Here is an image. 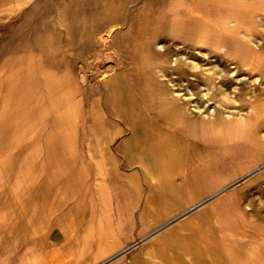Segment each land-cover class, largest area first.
<instances>
[{
	"label": "bare ground",
	"instance_id": "6f19581e",
	"mask_svg": "<svg viewBox=\"0 0 264 264\" xmlns=\"http://www.w3.org/2000/svg\"><path fill=\"white\" fill-rule=\"evenodd\" d=\"M209 1L162 0L159 11L149 19L155 23L156 32L162 27L173 44L169 47L158 40L173 57L166 70L173 87L156 82L154 64H144L142 80L138 73L129 78L120 68L119 52L118 56L114 51L107 52L104 59L113 57L115 63L99 71V92L104 93L93 97L86 107L84 93L80 96L75 92L76 75L84 72L79 56L90 49V44L106 46L111 40L127 39L125 27L113 23L96 35L94 0H0V264L136 263L139 254L128 260L126 251L148 239L152 232L144 231L140 238L132 236L126 242L125 235L130 234L123 231L125 222L121 216L110 215L115 210L119 215L123 209L121 196L127 179L118 175L117 157H113L112 171L107 167L102 158L107 142L102 138L113 139L127 132L119 146L124 145L130 165L138 163L148 178L149 167L159 164L162 171L157 175L162 182L171 176L176 164L185 188L191 178L183 170L189 158L187 144L174 149L175 129H193L191 135L194 130L206 133L208 148L225 145L224 151L214 156L207 152L205 166L209 189L215 187L214 193L224 184L246 181L205 207L201 217L195 214L166 231L176 218L191 211V206L160 223L155 231L165 232L141 246L147 258L144 264H264V167L258 165L264 162V128L259 120L263 101L255 96L251 100L250 84H229L232 79L228 68L224 73L216 67L207 68L209 62H216L210 51L219 50L224 37L235 35L237 23L232 16L226 27L203 23L205 17L215 16L218 22L222 15L199 9L207 3L212 5ZM145 38L155 40L153 35ZM230 51L232 56L240 54L234 45ZM249 69L264 81L260 62ZM218 76L222 79L217 80ZM222 87L231 91L225 94V109H221L222 99L216 96ZM257 87L261 89L262 85L257 82L253 88ZM204 99L209 105L199 119L206 124L198 125L189 108ZM159 120L164 121L160 126ZM96 152L101 156L94 159ZM144 155L149 163H143ZM250 189L253 196L248 198ZM204 222L209 228L198 227ZM55 230L64 237L60 245L52 240ZM162 241L172 249L178 248L179 255L165 261L163 250H156Z\"/></svg>",
	"mask_w": 264,
	"mask_h": 264
},
{
	"label": "rangeland",
	"instance_id": "374dc122",
	"mask_svg": "<svg viewBox=\"0 0 264 264\" xmlns=\"http://www.w3.org/2000/svg\"><path fill=\"white\" fill-rule=\"evenodd\" d=\"M103 1L104 0H94L93 9L96 6L95 11H94V16L96 18L94 29H95L96 35H99L103 30L105 31L107 29L106 27H108L109 25L114 23L113 25H115V24L121 25L122 29L125 27V31L128 32L126 34L127 39L124 38L122 40H118L117 42L111 40V42L106 46L105 45L99 46V44H90V46H91L90 49L88 47V49H86L87 51L84 52L85 54L84 55L82 54L79 56L80 62H81L79 64V67H83L82 69H84L85 73L84 72L78 73L76 75L77 89L75 92L77 93L76 95H80V96H81V94H79V93H82V92L84 93L86 104L83 103V105L88 107L90 105V102L94 98H97V96H100L101 94L104 93V91H102V90L99 92V88H100L99 84L101 82L100 78L98 77L99 71L102 69H105V68H111L113 66V63H115L113 61L114 60L113 57H111L110 59H107V60L104 59L103 55L107 52H113L114 51L115 55H117V56H118V52H119V57H120L119 62L121 65L120 68L122 67L121 69L125 70V73L127 74V76L129 78H131L134 74L138 73L139 74V80H142V78L145 77L144 64L145 63L146 64H154V68H155L154 74L156 75V78H157L156 82L162 86L171 85L173 87V85L170 84V82H169L170 77L166 74L167 73L166 70H168L169 67H171L170 65L173 61V57L171 54L167 55V51H166L167 49L163 46H160L158 43V40L163 44H168L166 46H169V47H173V44H172V42L168 41L169 40L168 37L166 35H164L162 27L158 28L159 31L157 33L156 32L157 27L155 26V23L152 20H149L154 16V14H156L159 11L158 9L160 7V3H162V0H122V1L121 0H113V2H112V0L111 1L105 0L106 2L105 1L104 2L106 5H104ZM114 3H115V5H114ZM121 4H123L124 6L122 7ZM141 4H142V6H141ZM209 4H212V5H208V3H207L208 7L205 4V5H202L201 8H199V9H201L202 12L212 13V14H214V16H215V14L219 15V16H220V14H222V15H221V18L218 19V22L216 21V16H215V18L205 17L206 20H201V21H204L203 23H206L207 25L211 24L212 26H214L213 23H217L218 25H221V27H222V25L224 27H226V26H228L227 23H230V19L228 18L229 16H232L231 19H236L237 23H235V27H236L235 35L233 37H229V36L224 37L222 45H220L221 48H219V50L215 51L216 54H218L216 56L217 57L216 62L215 61L209 62V65H207V68L216 67L217 69L222 70L221 72H223V73L225 72L226 68L231 69V71L228 72L231 74L229 79H232V81L230 80V82H228L229 84H231V82H234L236 84L239 83L237 85L238 87L250 84L249 87H251V90L253 92L249 91L248 96L250 98L253 96L251 98V100L253 101L254 96H255V97H259V98L261 97L260 99L264 101V91L262 90V88L264 86V81L260 80V78H258V76H257L258 74L253 75V74H251L252 72H249V70H250L249 68L250 67L255 68V66H257L258 62L261 63L262 68H263V64H264V33H263L264 32V1H262V0H240V1L239 0H231V1H229V0H226V1L215 0V1H211L210 0ZM99 6H101V7L99 8ZM96 10H97V13H96ZM101 11H104V12L101 13ZM139 12H141V13L139 14ZM257 12H259V13H257ZM261 12H263V13H261ZM51 13L52 12H49L46 16L49 17L51 15ZM257 15H259L260 18ZM143 24H147V26L143 25ZM256 25L258 27L257 29H256ZM142 26H144V27H142ZM233 27H234V25H233ZM152 28H155L154 29L155 31ZM253 28H255V29H253ZM240 30H242L243 32ZM149 31H151V32L148 33ZM152 31H154V33H156V34L152 33ZM146 35H153L154 38L156 36L157 37L155 38L154 41L153 40L149 41L145 38ZM261 38H263V40H261ZM140 41L143 43H141ZM176 41H178V40H176ZM231 45H232V47L234 45V48H236L237 51L240 52V54L237 52L238 54L236 53V54H233V56H232L231 55L232 51H230ZM125 48L128 50H126ZM105 49H107V51ZM113 49H115V50H113ZM146 49H152V50H146ZM104 50H105V52H104ZM212 51H210V53H212ZM122 53H125L127 55L124 56V54H122ZM129 55H131L130 57L132 59L129 57ZM145 55H147V56H145ZM211 55H214V54L212 53ZM229 56H231V57H229ZM153 57H155V58H153ZM128 59H130V60H128ZM242 60H244V62L247 61L246 63H248V65H245ZM137 62H139V64ZM141 63H142V65H141ZM134 65H136V66L134 67ZM137 65H139L141 67H137ZM212 65H214V66H212ZM162 70H163V72H162ZM233 71H235V75H232L231 72H233ZM255 72L257 73L258 70L256 69ZM83 74H84V76H83ZM160 74H161V76H160ZM249 74H250V76H249ZM95 75H97L96 78H95ZM164 75H166V76H164ZM85 76H86V78H85ZM80 77H83V78H80ZM219 77L220 76L217 77V80L222 79V77L221 78H219ZM256 77H257V79H256ZM86 79H88V80H86ZM225 81H227V79ZM246 81H249V83ZM255 81H256V83H255ZM202 82L204 83L205 81L203 80ZM257 82H258V84L260 83V86L262 85V88L255 90L253 87H255V84H257ZM206 87H207V85H205V91H207ZM224 88H226V87L221 88L222 93L220 92V93H217V95H216L222 99V100H220L221 103L223 102V104H220V105H222L221 109H225V103H227L226 99H228V97L225 94L231 93L230 89L226 90ZM228 90L230 92H227ZM210 91L211 90H209L208 93L210 94V96L211 95L213 96V93L211 94ZM254 91L256 92L257 95L254 94L255 93ZM237 93H239V92L237 91ZM222 95L224 96V98H222ZM214 99H215V96H214ZM190 100L196 101L197 99L191 98ZM206 100L207 99H204L201 102H196L197 103L196 106H195L194 102L191 104L190 109L192 110L191 112H192L193 118L201 116L206 111V108L209 105V103H208V105L205 104ZM216 100H218V98ZM229 100H231V99L229 98ZM109 107L111 108V105H109ZM199 111H200V113H199ZM263 112L264 111H261V115L263 114ZM261 119H262V117H261ZM262 135H263V133H262ZM263 137H264V135H263ZM257 142H259V141H257ZM224 146H222V147L215 146V145L211 146L208 148L207 152L209 151V153L212 156H214L217 153V151L223 150ZM198 154L199 153H197L196 155H198ZM196 155H194V156H196ZM194 156H192V157H194ZM191 161H193V160L191 159ZM261 163L263 164L264 162H261ZM261 163L258 165H261ZM245 179L239 180V182H237L236 185H240V184L244 183L246 181ZM256 186H257V184L254 187H256ZM226 188H225V192L227 193L228 192L227 190L230 189V187L227 190H226ZM252 190L253 189H250V191L247 192L248 198H250V196L251 197L253 196ZM226 202H230V200H227ZM133 209H134V206H133V208H131V213H133V211H134ZM122 213L124 214V215H122V218H125V217L129 218L127 213H126V206H123V212ZM110 215H113L115 218L121 216L120 211H119V215H118V212L116 210L113 212V214H110ZM113 221H115V220H113ZM121 221L125 222V226L123 228V231H125L127 233L130 232V230H131V224L132 223L136 224L135 221H133V222L131 221V223L129 225H128V223L130 222L129 220H121ZM51 236H52V240L54 242H56L57 245H60V243H62L63 238H64L59 230H55ZM125 236H126L125 237L126 242L129 241L130 238L132 239L131 236H127V235H125ZM135 251H136V248L132 247V249L128 252L129 255L128 256L124 255V256H126L127 259L130 260L131 255H133L135 253ZM112 261L113 260H111L110 262H112ZM130 264H133V263H130Z\"/></svg>",
	"mask_w": 264,
	"mask_h": 264
},
{
	"label": "crops",
	"instance_id": "0c3cea01",
	"mask_svg": "<svg viewBox=\"0 0 264 264\" xmlns=\"http://www.w3.org/2000/svg\"><path fill=\"white\" fill-rule=\"evenodd\" d=\"M215 51H217V50H215ZM215 51H212V53L214 54V57L216 59L217 58L216 56L218 54H216ZM263 69H264V64H263ZM229 70H231V69H229ZM233 74L235 75V71H233ZM257 88L259 89V87H257ZM262 90L264 91V88H262ZM263 107H264V101H263ZM262 111H264V108ZM190 113H191L190 115L192 116L191 111H190ZM261 117H262V119H261ZM192 118H193V116H192ZM193 119L195 120V122H199L198 125L206 124V121H201L202 119L201 118L199 119V117H195ZM259 120L262 122V125L264 128V112L262 115L260 114ZM163 122L164 121L159 120L158 125L159 126L162 125ZM190 123H191V121L188 124L189 126H190ZM174 126H175V124H174ZM175 130H176V132H174V142H175L174 143V149H177V147H179V146L182 147V146L187 144V151H188L189 158L185 164L183 163L185 165L183 170H185L184 172L186 173V176L191 175V178L188 180V182H187L188 185L185 188H182L181 184L183 183L184 179H182L183 177H179L180 175H179V172L177 170L176 164L174 165V168H172V170L170 172L171 176L168 177V179L166 181L161 179L162 182L158 181L159 180L158 175L160 176L161 175L160 173L162 171V169H159V168H161V166L159 164H158V167L155 166V163L152 165L153 168L149 167L151 174L149 175L148 178H146L143 171L140 170V166L138 163L130 165L129 160L126 158L127 157L126 153H125L126 151L123 150V147H122L124 145L121 144V146H119L120 141L121 142L123 141L122 140L123 136L127 132H123L113 139H111V137H110V139L102 138L107 142L106 148L104 150V156L105 157H102V158H104V162L106 163L107 167L110 168V170L112 171L113 159L117 157L120 160L118 162V165H117L118 169H119L118 175H120V177L122 176L123 180H125V181L127 179V183L125 184V193L123 194V196H121L122 200H121L120 206H126V213H127L129 218H127V217L122 218V215H124V214L122 213L123 209L120 208V215H121L120 219L136 222V224H133V223L131 224V230L127 234H130L131 237L133 236L135 238H140V235H143L144 231H147V233L152 232V235L150 237H148V239H143L141 242L139 241L137 243V245H134V247L136 248V251L132 255V257L137 253L139 254L137 257H135V260H136V261L134 260V262H136L135 264H144V260L147 259L145 256V252H143L144 254L142 253V251H144L142 249L143 245H145L146 243L155 239V236L157 237L158 234L160 235V234L165 232L164 229L158 230V232L155 231L157 228H159V226H161L160 223H163L165 221L171 220L172 218H175L176 216L181 214L183 211H185L184 209L186 207L188 208L191 206H194L193 209L191 211H188L187 213L181 215L179 218H176L174 224L167 227L166 231L175 227L176 225L180 224L181 222L186 221L188 218L195 216V214H196V217H201V214H200V213H202L201 211H203V209L205 207H207L209 204L214 203L220 197H222L221 195L226 193L225 192L226 187H227L226 188V190H227L229 187L234 188V187L238 186V185H236V183L239 181H237V182L235 181L236 183H231V184L228 183L229 184L228 186L227 185L225 186V184L222 186H219L218 191H216L217 193H214V191L216 190L215 187L214 188L212 187V189H209V180H208V173H207L208 171H207V167L205 166V164L207 165V162H206L207 158L206 157H207V150H208V143H207L208 140L206 139L207 136L204 135L206 133H202L201 131L194 130L195 134L191 135V132H193V129H189L190 131H188V130H180L179 131L177 129H175ZM263 130L261 133H264ZM108 133H109V131L105 134V136H107ZM197 134L200 135V137ZM193 136H195L196 138ZM197 139H199V140L195 141ZM191 140L194 142H192ZM202 144H203V146H202ZM215 146L222 147L223 144H220V145L215 144ZM96 148L99 149L97 146H96ZM205 152H206V154H205ZM122 153H124V154H122ZM197 153H199V154L196 155ZM194 155H196V156H194ZM100 156H101L100 153L96 152L94 155V159H97ZM192 156H194V157H192ZM199 156H200V158H198ZM191 159L193 161H190ZM198 159H200V160H198ZM142 160H143V163L144 162L149 163L146 155H144L142 157ZM260 166H261V168L264 167L262 164ZM124 168H126V169H124ZM131 168L132 169L134 168L135 170L134 169L132 170ZM156 168L158 170H156ZM145 173H148V172L146 171ZM152 174L154 175V177ZM195 174H197L198 176L193 177V175H195ZM115 176H116V173H114L113 178ZM237 179H239V178H237ZM239 180H241V179H239ZM146 185H147V187H146ZM231 185H233V186H231ZM229 190L230 189H228L227 191H229ZM145 191H147V192L145 193ZM160 194H161V196H160ZM142 198H144V200ZM133 206H134V211H133V213H131V208H133ZM138 209H139V211H138ZM212 213H213V211H212ZM176 223H178V224H176ZM204 226L205 227L207 226V224L205 222L202 223L201 226L198 225L199 228L204 227ZM207 228H209V226H207ZM148 231H150V232H148ZM213 234H214V240H215L216 239V233L214 230H213ZM160 249L163 250V254H166V258H164L165 261H166V259H169L172 256L179 255V249L178 248L172 249L168 245V243L164 242V241L161 242L160 247H158V249H156V250H159L161 252ZM130 250L131 249L126 251V254H128V252ZM140 254H142V255H140ZM126 256H128V255H126ZM138 257H139V259H138ZM201 260H204V259H201ZM137 261H138V263H137ZM154 264H156V263L154 262Z\"/></svg>",
	"mask_w": 264,
	"mask_h": 264
}]
</instances>
